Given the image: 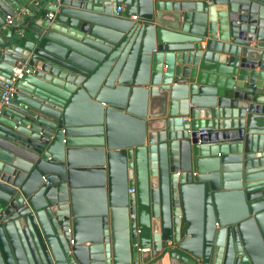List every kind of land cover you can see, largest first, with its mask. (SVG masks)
Masks as SVG:
<instances>
[{
  "label": "water",
  "instance_id": "water-1",
  "mask_svg": "<svg viewBox=\"0 0 264 264\" xmlns=\"http://www.w3.org/2000/svg\"><path fill=\"white\" fill-rule=\"evenodd\" d=\"M5 83L0 264H264V0H0Z\"/></svg>",
  "mask_w": 264,
  "mask_h": 264
},
{
  "label": "built area",
  "instance_id": "built-area-1",
  "mask_svg": "<svg viewBox=\"0 0 264 264\" xmlns=\"http://www.w3.org/2000/svg\"><path fill=\"white\" fill-rule=\"evenodd\" d=\"M121 10H123V6L122 5L117 7V11H121ZM52 15L53 14L51 12H49L47 14L48 17H52ZM131 18L132 19H136L137 16L136 15H131ZM27 70L28 69H26V71ZM21 76H22V68H15L13 70V73H12L11 77H10V80L11 81H15L16 79L20 78ZM11 89H12V85L10 83H5L4 84V89L1 91V94H0V98H1V102L2 103L6 102L8 100L9 93H10ZM201 132L203 133L204 131H201ZM131 191H132V189H131ZM141 251L144 254L150 253V249L149 248H142Z\"/></svg>",
  "mask_w": 264,
  "mask_h": 264
},
{
  "label": "crops",
  "instance_id": "crops-1",
  "mask_svg": "<svg viewBox=\"0 0 264 264\" xmlns=\"http://www.w3.org/2000/svg\"><path fill=\"white\" fill-rule=\"evenodd\" d=\"M122 5V4H120ZM123 6V5H122ZM124 8V7H123ZM150 264H160L159 262H153V263H150Z\"/></svg>",
  "mask_w": 264,
  "mask_h": 264
}]
</instances>
